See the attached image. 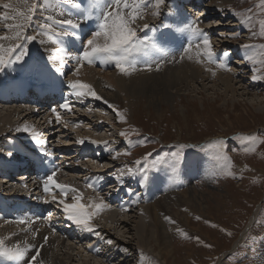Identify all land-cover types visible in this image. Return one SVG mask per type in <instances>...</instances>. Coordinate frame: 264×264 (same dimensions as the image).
<instances>
[{"label":"rangeland","instance_id":"374dc122","mask_svg":"<svg viewBox=\"0 0 264 264\" xmlns=\"http://www.w3.org/2000/svg\"><path fill=\"white\" fill-rule=\"evenodd\" d=\"M9 1L10 0H0V5H3L7 2L9 3ZM23 1V3L26 5L24 4V7L21 6V10L26 11V9L23 8H27L28 4H30L32 0H27V2L26 0ZM10 4L13 5L12 7L18 6V4ZM174 8L187 13V15L182 14V18H193L196 16V14H199V17L201 16L200 14L210 15L204 19L200 17V19L204 21L201 26L204 27V29L213 38L212 43L215 47L216 59L218 61L224 60V57L221 54H223L225 50H230L231 56L227 60V63L232 68L231 73L233 72L237 76L243 74L244 78L247 80L246 83H241V80L244 81V79H241L240 77V81L237 80V82L233 83V90H236V93L227 92V89L222 82H212L209 80H206L207 82H202V80L189 82L188 88L181 90L180 94H177L173 100L166 103L163 102L162 104H153L152 99L147 96L148 91L135 92V90H129L126 95V93H123L122 90L108 89L102 90V92L99 93L97 92L98 89L95 87V85L91 84L90 81H87V79H83V76H81L83 75L81 74L83 71L92 70L99 72L98 74H102V72L105 74L117 73L119 77H121L122 74H120L118 70H116L111 64L101 66L97 63L95 66L85 65L83 68H81L79 79L91 84L100 97L104 98L107 96L108 91H115L118 94L117 96L119 99L111 102L105 98L102 100H96L92 97L77 99L75 96H72V98L75 102L83 103L82 107H95L97 109L95 112L97 113L91 115L105 112V116L101 115L105 118L98 120L101 118V116L90 118L89 115L87 119L85 114H89L90 112L88 111L89 108H87L84 111H72L71 113L67 112L59 124L55 122V118L52 116H49L48 122L45 123L36 117H39L40 114L32 113L36 115L34 116L26 113V110L28 109H31V112L36 109L37 104H29L28 102H25L22 103V106L20 107H16L14 104L11 105V103L14 101L12 99H14L17 95H20V93H17L18 90L11 91L13 90L11 87L15 86L17 89L23 88L22 90H25V84L27 82L30 83V81H33L38 87L34 91L28 90L32 91L30 93L31 97L29 96V100L32 98H38L37 100L39 101L41 99H45L46 97H50V93L53 95L56 92V90L49 88V82L46 80L47 73L49 75L51 74V70L49 68L50 64L46 60L48 53L46 54L45 49L42 50L38 42H33L29 45L31 48L29 49V56L25 59V62L13 64L15 67L11 65L7 67L3 73H0V92L3 94H10H5L8 98L3 99V94L0 93V100H4L3 105H5L2 106V109H0V115L9 116V119L12 122L10 125H6L2 122L0 123L4 132L7 131V135L4 136L5 138L0 141V151L6 152L8 145H19L24 148L29 147V143L32 141V136L29 133L17 131V128H22L25 124L34 126L38 132L42 133L40 139L45 140L46 143L43 145V147L36 143L37 146L34 150L26 151L22 154L35 158L33 166L34 168H38L39 172L42 174H44V166L60 168L59 173L61 175H59L60 178L58 181L60 183L62 182L61 184H67L77 188L78 186L85 187L84 185L86 182L97 183V181L100 179L104 182L109 180L107 179V175L95 171L96 164H102L103 167H110L114 165L110 160H108V157L111 156H105V158L101 157V160L97 156L98 154L101 155L107 153L108 149L114 150L110 151L109 154H111V152L115 153V151L123 153L125 150H129L131 152V155H120V157L113 160L116 165L122 166L119 167L121 171L126 172L127 167H133L136 160L141 159L149 152H152L153 156H155L157 153L163 154L166 152L175 151L176 149L174 146L177 144L199 145V148H186L184 150V163L181 166L180 173L182 172L181 174L183 176L186 175L184 182L187 184L185 187H183V189L180 188L182 191L179 190V182L183 181L182 176L180 179L173 181L168 192H164L158 188L160 186L159 181L156 178H153V176L159 171L152 170L149 173V176L152 178L153 182L152 188L155 189L156 187V191L160 194L159 200L162 199V203H165L166 207L170 204L172 205L169 207H173V213L168 216H170L176 223L171 224L164 219V225L166 228L171 226L175 229H183L185 232H187L190 238H184L176 230L174 235L171 233L168 234L167 237L170 244L168 250L171 249V251L169 252L166 249L162 251L164 260L158 258L159 256L157 255V257L155 253L146 250L145 248L143 249L140 246L139 237L137 236V228L139 229L140 227L138 226V223L141 215L145 221L149 222L150 220L147 211H144L148 206L150 187L148 185L149 182H142V174L136 173L135 175H126V181L128 184L132 185L128 186L124 190V194L120 200L122 201L121 205H123L125 209H129L126 210V218L129 217L128 219L132 221L126 223L127 227H125V229L122 227L118 230V233L116 232L117 234L121 235V237L124 239V242L127 241L130 243H124L125 246L122 248L128 249V251L125 252L128 253V255H134L136 257L134 259L135 264H258V257L261 251H263L264 246V227L253 223L254 225L251 227L248 235L244 238L242 237L245 233V227H248L249 225V218L253 215L254 211L255 213L257 211L260 212L257 220L264 221V144H258L256 146L255 152H245L244 147L242 146L241 142L236 139V137L241 134H257L261 138H264V80H252L251 77L253 75V65L247 61H244L245 50L240 47V45L244 44L256 45V48L248 50V54L252 53L255 55L257 60L264 59L262 50L259 48L260 45H264V38H259L258 36L255 38L252 37L248 28L241 24L237 19V16H234L232 13L234 11L237 14H247V10L251 9V14L253 16L252 24L255 25L252 31L258 32V21L264 19V11H261L259 7V0H228L227 2H224V4L215 3V0H167L165 7L161 10V16L159 18H155L149 14L144 22L148 21L147 23L149 24L151 22L154 23L157 20L160 22H166V20L172 22L174 15L168 17L167 14ZM192 9L198 10L196 14L191 12ZM0 11H4V9L0 7ZM9 14L13 15L15 13L10 10ZM36 15L39 16V12H37ZM59 15L60 13H58V16ZM240 19H243V16H241ZM209 21H221V23H213L210 25L208 23ZM5 23H10V21L0 22V36H9V30L6 31L4 26ZM156 24L157 23H154L152 25ZM83 32L85 33L84 38L86 39V34L89 32V29L85 27ZM237 32L240 33L238 38L228 37L229 33ZM28 34H32L31 29L28 30ZM141 35H143V33H141ZM149 35H151V32H149ZM177 36L179 41L176 43V47L179 51L174 49L175 47H172L173 43L168 45L170 55L167 58V61L163 64L165 65L170 61L172 54H176L174 59L166 64V69L170 68L169 70L179 69L182 65V62L185 60L184 59L180 61L179 59V53L182 50V47L185 45V43H183L185 39L182 37V35L178 34ZM36 44H38V47ZM79 47L80 44L76 43L72 49L73 54H75L76 49ZM38 64H40L47 72L45 78H41L37 75H32L30 78H24V74L26 75L28 73L26 75L28 76L30 74L29 72H31L33 68H37ZM68 66L72 68V66L74 67L75 64L72 65L69 62ZM217 69L212 68V70L215 72V75L220 73V71ZM256 69L257 75H264V66L257 64ZM36 70H39V68ZM221 71H224L222 72L224 77L230 74L229 71L223 69ZM160 72H162V70ZM205 72L206 73L204 75L207 76L209 71ZM209 73L212 74V72ZM68 78L76 79L77 77L71 75L70 72ZM8 79L11 80L9 81ZM35 80L45 83H38ZM104 81L107 83V85L109 84L112 86V88H114L112 80L104 79ZM238 82H240V84ZM42 84H44L46 87L43 88ZM241 85H246L249 88L250 86L251 88L255 86L253 89L259 90V94L249 91L251 88L248 89L246 87L249 91L248 93L242 88L243 86ZM69 91L70 90H63V92L66 93H69ZM26 94L28 95V92H26ZM104 100H107L118 110L123 111L127 118V123L119 122L115 112L103 102ZM10 112H14L16 114L11 117L9 115ZM82 112H85V114ZM46 117L47 116H42L41 119L46 121ZM50 120L52 121L51 124L49 123ZM107 120L110 121L108 122ZM65 122H67V127L64 126ZM13 124L14 128H12ZM122 131L128 133L127 137L120 135ZM99 135L104 140H100ZM79 139H85V143L78 144L76 141ZM216 139L224 140L225 147L223 152L231 160L233 165L232 171L235 173V177L222 176L218 180H213L207 183L197 180V191L205 194V200L201 202V205L198 204V206H202V208L195 207L189 203L190 198L186 195L190 192L189 181L195 179L196 175H198V171L195 168H189L184 164L193 156H201L209 161L207 162L212 166L213 169L215 162L212 160L210 152H204L200 149L209 142ZM90 141H97L99 143L93 144L90 143ZM104 141L109 142L107 148L104 144H102ZM100 143L101 145L99 146L98 144ZM116 145H118V148L114 147ZM49 150L53 152V155H46V158L45 153H47ZM79 152L84 155V158L72 155L73 153ZM4 154L5 153H3V155ZM71 156L74 158L70 160L69 158H71ZM3 157H6V155ZM24 161L25 159L5 160L0 158V171L2 166L7 162L11 166H16L20 163H24ZM54 163L56 165H54ZM104 170H106V168H104ZM163 171L165 174H167L165 175V180L169 181L170 173L168 172H170V170L163 169ZM108 172L112 174L117 173L115 172V168L112 172ZM187 173L190 175H187ZM0 178L1 182L7 181V179L1 175ZM19 178L20 177L17 176L15 180ZM176 178L178 177H175L174 179ZM29 186L30 191L26 194L29 201L26 205V208L29 209V212H33V214L39 212L40 215L38 216L40 217H42L43 213L44 216H46L49 212H51L52 219L49 222H51L52 229L54 228L53 230L56 232V234L53 235L58 234L59 236L61 233V231L58 229V221L64 222L65 230L68 228H73L81 232L79 228L66 219L63 212L58 209L55 204L49 205L41 202L39 203L35 197L43 196L44 193L41 191H35V189L32 187V184ZM169 186L170 185H168V187ZM96 192L97 196L104 197V199L110 198L111 196V201H113L114 195L111 193L110 196H107L109 195L107 188L96 190ZM182 192H185L184 194H186H183L186 201L182 198V196L180 197V193ZM178 194L179 196L177 198L181 203V207L176 205V201L173 197L174 195ZM72 195H74V193L70 192L69 198H71ZM85 195V198H83V201L85 202L83 203L89 204L93 198H91L88 193ZM132 197L133 199H131ZM68 202H71V199H69ZM113 206L117 208L118 204L114 203L110 205V207ZM258 206L261 207L258 208ZM111 215L113 214H110L109 211H104L101 216L97 215L98 217L96 216L97 218H94L92 223L96 226V231L97 223L112 227L113 219ZM197 216L201 217V219L197 220ZM253 216L251 217V221H253ZM1 217L2 215H0V219ZM10 217H8V219L4 218L3 216L2 220H4V222L1 223L0 226H10L11 228H7L9 229V238L10 240H14L16 233L23 234L26 232L24 230V227L26 226L12 222L13 220ZM213 225H215V227H213ZM19 228H21L22 231ZM41 229L44 230V228L40 226L39 230ZM0 230L4 229L0 227ZM97 232L100 233L99 238H102V233L100 231ZM228 232L232 233V235L229 236L227 234ZM60 235H64L63 237H60L63 238L61 240L63 241L61 244H65L63 245V247L66 248L65 252H69L70 256L73 257V259L64 260L63 252H60L61 256L63 257L62 259L65 261L64 264H87L86 260L88 259V256H91L90 253H87V249H89L91 246L90 243L93 242L90 240H75L79 234L74 235V238H70L71 240H66V234H64V231H62ZM197 236L200 238V242H197L194 239V237ZM109 239L113 241L112 244L117 243L115 239L111 237ZM237 241L241 242L239 246L234 249V244ZM65 242L68 243V245H66ZM70 243L73 246H71ZM209 244H211L212 247L209 248L206 246ZM66 246L70 248L68 249ZM74 248H80V250L74 251ZM123 249L121 250L122 252H124ZM82 251L86 257L82 255ZM230 255L234 257L232 260L228 259ZM121 257L123 258V256ZM124 258L127 261L131 257ZM94 262L96 264H100L99 261ZM117 264L127 263H122L119 261Z\"/></svg>","mask_w":264,"mask_h":264},{"label":"snow or ice","instance_id":"6c2138e0","mask_svg":"<svg viewBox=\"0 0 264 264\" xmlns=\"http://www.w3.org/2000/svg\"><path fill=\"white\" fill-rule=\"evenodd\" d=\"M27 2V0H26ZM167 0H32L28 4L27 10L13 8L10 3L0 5L4 11H0V22L13 21V23H5V29L12 32L11 36H0V41L12 40L15 43L9 44L7 47L0 43V73L13 64L23 63L29 56V45L39 41L40 45H51L46 47L48 53L46 60L51 65V70L59 76L65 75V69L69 62L74 61L75 66L71 68V75L76 79L67 80V88L70 90L69 95L75 96L77 99L92 97L96 100H102L93 86L79 79L81 68L87 65L99 64L101 66L113 65L118 72L124 76H130L141 70L152 71L155 68L159 71L162 65L167 61L170 55L168 45L177 41L175 33L187 36V43L182 47L179 53V59L193 60L200 64L216 63L217 67L231 72L232 68L227 63L231 56L230 50L223 52L224 60L216 59L215 47L212 43V36L201 26L204 21L199 16L193 18H181L175 24L161 21L159 24L152 25L145 21L147 15L155 18L161 16V10L165 7ZM259 7L264 11V0H259ZM11 10L14 15H10ZM66 10V11H65ZM223 11V10H221ZM39 12V16L36 13ZM57 12L60 13L57 16ZM252 10L248 9L247 14H237L233 11V15L237 16L239 22L245 25L251 32L252 37L264 38V19L258 21L259 31H252L255 25L252 24ZM173 13L169 11L168 17ZM203 15V14H201ZM243 16V19L240 17ZM210 25L219 24L221 21H209ZM87 27L89 32L86 34L83 29ZM32 30V34H28V30ZM151 32V35H149ZM143 33V35H141ZM223 35V34H221ZM240 33H229V38H238ZM79 43L80 47L73 54L72 49L75 44ZM245 50L244 61L253 65L252 80H264V75H257L256 65L264 66V59L257 60L255 55L248 54V50L256 48V45L244 44L240 45ZM264 55V45H260ZM195 53V56L192 53ZM174 59V57H173ZM143 64V69L140 65ZM47 66V65H46ZM206 71L215 72L212 68H205ZM111 108L119 122L127 123V118L123 111L118 110L107 100L103 101ZM75 107L69 99L65 98L64 103L59 108L69 113ZM51 111L55 114V122L61 123L62 117L53 107ZM126 111V110H124ZM51 124L52 121L50 120ZM67 127V122L64 124ZM17 131L29 133L36 138V143L43 146L46 141L40 139L42 133L38 132L34 126L25 124ZM121 136L127 137L128 133L122 131ZM244 147L245 152H255L258 144H264V138L257 134H241L236 137ZM78 144H84L85 139L76 141ZM96 144L97 141H90ZM107 148L108 141L103 142ZM175 151L163 154L157 153L153 156L152 152L145 154L141 159L134 162L133 167H127L126 172H120L116 177L122 182L124 175L142 174V182L147 183L150 180L149 173L152 170L160 171L162 169L170 170L169 179H174L180 172L184 163V150L186 148H199V145L177 144L174 146ZM225 142L223 139H216L206 144L201 151L210 152L212 160L215 162L214 167L209 175V179L218 180L220 177H235L232 171V163L230 158L224 154L223 149ZM109 151H114L108 149ZM12 155L11 152L8 153ZM46 155L52 156V151H47ZM120 155H131L129 150L123 153L115 151L112 159H117ZM151 158V160H150ZM60 168H53L49 174L39 178V185L44 193L43 196L35 197L41 203L55 204L65 215L66 219L74 224L81 231L88 232L100 236L96 231V226L92 223L94 218L104 209L110 207L103 199L99 202H91L89 204L82 203V193L79 189L67 184H61L57 180V173ZM33 183H36L34 180ZM87 188L97 190L94 183L86 182ZM27 188V184L24 185ZM74 193L69 201V193ZM127 210V209H122ZM51 221L52 213L46 216L22 215L17 217L15 223L25 225V231L31 232L33 238L39 232V229H33L32 225L39 220ZM165 221L175 224L176 222L170 216H164ZM197 220L201 217L197 216ZM257 225L264 227V221H255ZM215 227V225H213ZM176 231L184 238H190L183 229L177 228ZM229 236L232 233H227ZM251 238V237H250ZM8 238H0V260L10 262V264H44L40 259L41 249L48 242V237L43 238V244L39 247L29 244L27 240L16 242L14 244L6 243ZM197 242L200 238L194 237ZM111 245L113 241L108 239L105 241ZM212 247L211 244L206 245ZM34 250V254L29 256V252ZM95 252L99 253L100 248H95ZM127 252L128 249H123ZM234 257L230 255L229 260Z\"/></svg>","mask_w":264,"mask_h":264},{"label":"bare ground","instance_id":"6f19581e","mask_svg":"<svg viewBox=\"0 0 264 264\" xmlns=\"http://www.w3.org/2000/svg\"><path fill=\"white\" fill-rule=\"evenodd\" d=\"M228 0H215V3H223L224 4V2H227ZM24 1L23 0H10L9 1V3H12V4H18V6H14L13 8H16V9H22V7H24V4L25 3H23ZM29 2V1H28ZM8 3V2H7ZM184 4V3H183ZM197 4V3H196ZM26 5V4H25ZM211 5V4H210ZM209 5V6H210ZM13 6V5H12ZM22 6V7H21ZM190 6V5H189ZM23 9H26L27 10V8H23ZM188 9V8H187ZM10 11V10H9ZM22 11H24V10H22ZM197 11V10H196ZM26 12V11H25ZM171 12L173 13V17H174V19H172V22L171 21H169V20H166V23H170V24H175V22L176 21H178V20H180L182 17H181V15L182 14H184V15H187V13L186 12H182V11H180L179 9H172L171 10ZM188 12V11H187ZM191 12L192 13H196V12H193V9L191 10ZM190 12V13H191ZM58 13L59 12H57L56 14H57V16H58ZM14 15V14H13ZM201 15V14H200ZM148 16V15H147ZM208 16H210V15H201L200 17L201 18H207ZM184 18H188V17H184ZM153 19V18H152ZM13 23V21H10V23ZM144 21H142L141 23H143ZM148 22V21H147ZM150 22V21H149ZM152 23V22H151ZM150 23V24H151ZM154 23H160V21L159 20H157L156 22H154ZM154 23H152V24H154ZM204 28V27H203ZM1 30V29H0ZM7 31V30H6ZM176 34V37H177V41L176 42H173V44H172V47H175L174 49H176V50H178L177 49V42L179 41V38H178V34L179 35H182V37H184V39H185V41L183 42V43H187V36L186 35H184V34H180V33H175ZM8 35L9 36H11L12 35V32L9 30V32H8ZM181 37V38H182ZM180 40H183V39H180ZM234 40V39H233ZM15 41H12V40H4V41H0V43H3L4 45H5V47H7L9 44H11V43H14ZM36 42H38L39 43V41H36ZM176 44V45H175ZM38 44H36V46H37ZM39 45H40V43H39ZM214 45V44H213ZM51 45H40V47L42 48V50L43 49H45L46 47H50ZM179 46V45H178ZM181 46V45H180ZM38 47V46H37ZM31 47H29V49H30ZM39 49V48H38ZM179 51V50H178ZM46 52V51H45ZM254 52H256V51H254ZM46 54H47V52H46ZM249 54H252V53H249ZM75 55V54H74ZM176 54H172V56H171V58H170V61H172L173 60V57L175 56ZM192 55L193 56H195V53L193 52L192 53ZM222 55V54H221ZM223 56V55H222ZM169 61V62H170ZM180 61H182V60H180ZM169 62H167V63H169ZM45 63V62H44ZM166 63V64H167ZM190 63V64H189ZM20 64V63H19ZM70 64H72V65H74L75 64V62L74 61H71L70 62ZM166 64L165 65H163L162 67H161V69L159 70V71H156V70H154L155 68H153V70L152 71H148V70H141V71H137V72H135V73H133L132 75H130V76H124V75H122L121 77H119V75L117 74V73H107V74H105V73H103L102 72V74H98L99 72H95V71H92V70H86V71H83L81 74H83V75H81V76H83V79H87V81H90V83L91 84H93V85H95V87L98 89L97 90V92H99V93H101L102 92V90H122L123 91V93H126V95H127V93H128V91L129 90H135V92L136 91H148V97L149 98H151L152 99V103L153 104H162L163 102L164 103H166V102H169V101H171V100H173L174 99V97L175 96H177V94L179 95L180 94V91L181 90H184V89H186V88H188V86H189V82H195V81H199V80H202V82H204V81H219V82H222L223 83V85H225V87H226V89H227V92H232V93H236V90H233L234 89V85H233V83L234 82H237V80H241V79H244V81L243 80H241V83H243V82H247V80L244 78V75L242 74H240L239 76H237V75H235L233 72L231 73L230 72V74H228L226 77H224V75H222V72H224V71H221L220 70V68L219 69H217L218 67H217V64L216 63H211V64H200V63H196L195 62V59H193V60H188V59H185L184 60V62H182V65L180 66V68L179 69H172V70H169L170 68H168V69H166ZM180 64V63H179ZM95 65H97V64H95ZM95 65H93V66H95ZM13 66V65H12ZM34 66H36V65H34ZM191 66H193V67H191ZM13 67H15V66H13ZM73 67V66H72ZM140 67L143 69V64H141L140 65ZM169 67H170V65H169ZM174 67V66H173ZM32 68V67H31ZM37 68H39V67H37ZM36 68V69H37ZM93 68V67H92ZM195 68H197V69H195ZM205 68H213V69H217V70H219L220 71V73L218 74V75H213V74H211V73H209L208 72V74H207V76L206 75H204L206 72V70H205ZM14 69V68H13ZM35 68H33V70L31 71V72H29L30 74L28 75V76H26L25 74H24V78H30L32 75L34 76V75H37V76H40L41 75V77L42 78H45V75H46V72L44 71V70H42L41 68H39V70H36ZM9 70V69H8ZM11 70V69H10ZM27 70H29V69H27ZM50 70H51V65H50ZM85 70V69H84ZM162 70V72H160ZM169 70V71H168ZM49 71V70H48ZM97 71V70H96ZM21 72V71H20ZM160 72V73H159ZM24 73H25V71H24ZM39 73H40V75H39ZM51 73H52V71H51ZM238 73V72H237ZM7 74V73H6ZM53 74H56L55 72H53ZM17 75V74H16ZM8 76H9V74H8ZM87 78H86V77ZM16 77V76H15ZM59 77H61V76H57V78H59ZM101 77V78H100ZM240 77H241V79H240ZM11 78V77H10ZM21 78V77H20ZM57 78H54V76H53V80L54 79H57ZM104 79H110V80H112V83L114 84V88H112V86H110L109 84L107 85V83L104 81ZM9 80V79H8ZM11 80V79H10ZM9 80V81H10ZM12 80H14V79H12ZM25 80V79H24ZM46 80H48V78L46 77ZM103 80V81H102ZM250 80V79H249ZM8 81V82H9ZM19 81V80H18ZM35 81H37L38 83H45V82H39L38 80H35ZM206 81V82H207ZM3 82V81H2ZM109 82V81H108ZM249 82V81H248ZM30 83H31V85H33V86H35V88L34 89H37V87L38 86H36L35 84H34V82L32 81H30ZM239 84H240V82H238ZM4 84V83H3ZM22 85V84H21ZM20 85V86H21ZM19 86V87H20ZM42 86H44V87H46L44 84H42ZM63 86H67V82H64L63 83ZM241 86H243L242 88L244 89V90H246L248 93H249V91H252L253 93L255 92V93H258L259 94V90H257V89H253L255 86H253V88H251V86H250V88H251V90H249L248 91V89H250L249 87H247L246 85L244 86V85H241ZM24 87V86H23ZM29 87H30V85L28 86V89H29ZM248 89H247V88ZM1 88V87H0ZM13 90H11V91H17L18 90V92L17 93H20V95L17 97H15L14 99H12V100H14L12 103H11V105L12 104H14L16 107H20V106H22L21 104L22 103H25L26 101H31V102H33L34 100H36L37 98H32L31 100H29V96L31 95L29 92H28V95L26 94V92H27V88L25 89V90H22L23 88H21V89H17L15 86H13V87H11ZM105 88V89H104ZM257 88V87H256ZM20 90V91H19ZM8 92V91H7ZM44 92V91H43ZM1 94H3L2 92H0ZM35 93V92H34ZM36 93H37V91H36ZM35 93V94H36ZM62 93H63V91H59V92H55L53 95L50 93V97H46L45 99H41V100H39V101H37V102H35V103H37V107L38 108H36L38 111H40L41 109H42V107L43 106H45L46 104H47V107H48V109H47V107H45V108H43V110H41V113L42 112H48L49 111V109H50V107L52 106V105H55V106H53V107H56L57 109H59V105L62 103L61 102V98H60V96H59V94H61V96H62ZM6 93H4L3 94V96H2V98L4 99V98H8V97H6V95H10V94H6ZM43 94V93H42ZM144 94V93H143ZM34 95V94H33ZM44 95V94H43ZM118 94L115 92V91H108V94H107V96H105L104 98L105 99H107V100H110L111 102L112 101H116V100H118L119 98H118V96H117ZM257 95V94H256ZM102 96H103V94H102ZM31 97V96H30ZM22 98H25L24 100L25 101H23L22 100ZM103 98V97H102ZM103 98V99H104ZM9 100H10V98H9ZM17 100H18V102H17ZM4 100H0V109H2V106H5V105H3V102ZM54 102V103H53ZM29 103V102H28ZM49 103H51L50 105H49ZM20 104V105H19ZM30 104V103H29ZM42 105V106H41ZM49 105V106H48ZM39 107H41V108H39ZM31 110V109H30ZM29 109L28 110H26V113H29V115L31 114V115H34V116H36L35 114H32V112L30 111ZM89 111V110H88ZM263 111V110H262ZM49 112H52L51 110L49 111ZM82 113H84L85 114V112H82ZM94 113H97V112H95L94 110H93V112H89V114H85L86 116V118L90 115V118H94V117H100L101 115L102 116H105L106 115V113L105 112H101L100 114H95V115H91V114H94ZM16 113H12V112H10V116L12 117L13 115H15ZM41 115V114H40ZM28 116V115H27ZM101 116V118H99L98 120H101L102 118L104 119L105 117H102ZM37 117V116H36ZM10 117L9 116H1L0 115V123L2 122V123H4V124H6V125H10V123L12 124V122H11V120L9 119ZM32 118H33V116H32ZM39 118V117H38ZM89 118V119H90ZM40 119V121L41 120H43V119H41V117L39 118ZM88 119V118H87ZM107 119V118H106ZM90 120H92V119H90ZM108 122L110 121V120H107ZM29 124H30V122H29ZM33 124V123H32ZM5 125V126H6ZM96 125V124H95ZM12 128H14V124H13V127ZM7 132V131H6ZM6 132H4V130H3V128L1 127V125H0V141H2V139L3 138H5L4 136L5 135H7L6 134ZM56 132V131H55ZM50 134V133H49ZM54 136V135H53ZM99 138H100V140H104L103 138H101L100 137V135H99ZM51 140V139H50ZM109 141V140H108ZM102 144H104V143H102ZM114 144V143H113ZM99 146L101 145V143L100 144H98ZM31 149L32 150H34L35 149V147H36V145H35V143L34 142H32L31 143ZM70 146V145H69ZM91 146V145H90ZM104 146V145H103ZM102 146V147H103ZM43 147V146H42ZM115 148H118V145H116V146H114ZM2 150V149H1ZM116 150V149H115ZM7 151V150H6ZM76 151V150H75ZM0 152H3V151H0ZM43 152V151H42ZM106 152V151H105ZM109 150H108V152L107 153H104V154H101V155H97L98 156V158L100 159L101 157H104L105 158V156H111V157H108L109 159L108 160H110L114 165H112V166H110V167H103L102 166V164H96V163H98V162H96V163H94V164H96V167H95V171H97V172H100V173H102V174H104V175H107V179H109L110 180V183H109V185L108 186H106V188H107V191L109 192V195H107V196H110L111 195V193H112V195H114V198H113V201H111V197L110 198H106V199H104V197H100V196H97L96 194H97V192L96 191H93V189H91V188H87L85 185V187H82V186H78L77 187V189H79V191H80V193H82V196H83V198H85L84 196H86L85 194H87L88 193V195H90L91 196V198H93V199H91V202H99L100 201V199H103L107 204H118V207L117 208H115L114 206L113 207H108V208H106V209H104L103 211H101L98 215H100L101 216V214L104 212V211H109L110 212V214H113V215H111V217H112V219H113V225H112V227H109V226H107V225H105V224H101V223H97V231H100L101 233H102V235H103V237L102 238H100V241H101V243L99 242V241H97V240H95V239H92V236H85L84 234H79V236L75 239V240H90V241H92V242H94V245L93 246H103V248H104V250H103V252L102 253H99V254H97V255H93V254H90L91 256H88V259L86 260V262H87V264H94L95 262L94 261H99L100 262V264H117V263H119V261L120 262H122V263H127V264H135L134 263V259L136 258L134 255H128V253H125V251L124 252H122L121 250L123 249L122 247L123 246H125L124 245V243H126V242H124V239L121 237V235H119V234H117L118 233V230L119 229H121L122 227H123V229H125V227H127V224L126 223H129V222H132L130 219H128V218H126L127 216H126V211L125 210H122V209H125L124 208V206L123 205H121V202L122 201H120L121 199H122V195L124 194V190L128 187V186H131L132 184H128V182L126 181L127 180V178L124 180V184H123V187H115V186H112L111 184H112V182L113 181H117V179H116V174H112V173H109L108 171H113L114 170V167H115V172H117V174L118 173H120V172H122L120 169H119V167H122L121 165H116L115 163H114V161H113V159H112V155H114L115 153H112L111 152V154H109ZM3 153H5V152H3ZM56 153V152H55ZM84 153V152H83ZM4 155H6L7 156V154L5 153ZM3 154H1L0 156L1 157H3L4 156ZM73 156L74 155H76V154H72ZM73 156H71V158H69L70 160L71 159H73L74 157ZM79 156V154H77L76 155V157H78ZM29 157V156H28ZM46 157V156H45ZM120 157V156H119ZM47 158V157H46ZM65 158V157H64ZM67 158V157H66ZM126 158V157H125ZM95 159H96V157H95ZM50 160V159H49ZM53 160V159H52ZM61 160H66V159H61ZM101 160V159H100ZM208 160H206L205 158H203V157H201V156H193V157H191L184 165H186V166H188L189 168L191 167V168H195L197 171H198V175H196V177H195V179H192V180H190L189 181V193L186 195V194H184L185 192H182V193H180V197L182 196V198L186 201V199H185V197H184V195H186V196H188L189 198H190V204L191 205H193V206H195V207H200V206H198V204L199 205H201V202H203L204 200H205V198H204V196H205V194H202V193H200V192H198L197 191V184H196V181L198 180V181H204V182H210V181H213L212 179H209V175H210V173H211V171H212V166L207 162ZM20 162V161H19ZM61 162V161H60ZM57 163V162H56ZM27 165H29V164H27ZM26 165V166H27ZM51 165H53V164H51ZM54 165H56L55 163H54ZM45 167V166H44ZM94 167V166H93ZM199 167H200V169H199ZM62 168V167H61ZM104 168H106V170H104ZM29 170H30V168H28ZM94 169V168H93ZM100 169V170H99ZM52 169H50V171H51ZM168 172V171H167ZM168 173H170V172H168ZM182 173V172H181ZM180 172H179V174L176 176V177H178V178H176V179H173V180H170L169 179V181H166L165 180V175H167V174H165L164 173V171H163V169L162 170H160L157 174H155L154 176H153V178H156L158 181H159V183H160V186L158 187L160 190H162V191H164V192H168V190L170 189V187L172 186V183H173V181L174 180H178V179H180L181 178V176H182V179H183V181H181V182H179L180 183V187H179V190H180V188H182L183 189V187H185V185L187 184V183H185L184 182V180H185V176L186 175H182ZM59 175H61L60 173H57V179H59L60 178V176ZM187 175H190L189 173H187ZM21 176H23V175H21V173H18V177H21ZM132 177V176H131ZM31 178H33V180L31 181V182H33L34 180L36 181V184H39V176H37V173H33V175L31 176ZM30 179V177H28V178H26V181H24V182H22L21 183V186H20V190H22V191H25L27 188H25L24 187V185L25 184H28V180ZM66 180V179H65ZM0 181H1V178H0ZM62 183V182H61ZM69 183V182H68ZM94 184L97 186V183H95L94 182ZM152 184H153V182H152V178L150 177V180H149V183H148V185H149V187H150V193H149V200H148V206H147V208H146V210H144V211H147V213H148V216H149V218H150V220H149V222L148 221H145V219L142 217V215H141V217H140V219H139V223H138V226H140L139 227V229L137 228V236L139 237V243H140V246L144 249H146V250H149V251H151V252H153V253H155L156 254V256L158 257V258H161V259H163V253H162V251L163 250H168L169 249V247H170V244H169V241H168V234H172V235H174V232H175V228L174 227H169V228H166V226L164 225V216H168V215H170L171 213H173V207L171 208V207H169L170 205H172V204H170V205H168L167 207H166V205H165V203H162L163 201H162V199L161 200H159V192H157L156 191V187H155V189H153L152 188ZM119 185H120V183H119ZM168 185H170L169 187H168ZM3 186V187H2ZM16 185L15 184H12V183H7V181H3V182H1L0 183V190H1V187L4 189V192H7V194L6 195H4L3 194V192L2 191H0V215H2V217H1V219H0V224L1 223H3L4 222V220H2L3 219V216H4V218H8V217H13V218H16V217H19L20 215H22V214H19L18 213V215H12L11 213H10V211L12 210V208L9 206V204H8V202H7V200L9 199V200H12V201H14L15 199H21L22 198V196H18V194H17V191H16V187H15ZM6 187H8V188H6ZM11 188H13V191H11ZM39 189L40 190H42L41 189V187H40V185H39ZM35 190H38V189H35ZM110 191H111V193H110ZM180 191H182V190H180ZM101 194V193H100ZM184 194V195H183ZM169 195V194H168ZM179 196V194L178 195H174L173 197H174V200L176 201V205L177 206H179V207H181V203H180V201H179V199L177 198ZM169 198V197H168ZM167 198V199H168ZM69 199H71V198H69ZM135 199V198H134ZM26 200V199H25ZM166 200V199H165ZM124 201V200H123ZM82 203L83 202H85V201H83V199H82V201H81ZM90 202V203H91ZM125 202V201H124ZM39 203H40V201H39ZM38 204V203H37ZM174 204V203H173ZM43 205V204H42ZM50 205V204H49ZM184 205V204H183ZM47 206V205H46ZM117 206V205H116ZM126 206H127V204H126ZM184 207V206H183ZM259 207H261V206H258V208ZM26 208V207H25ZM200 208H202V206L200 207ZM37 209H38V207H37ZM128 209V208H127ZM181 209V208H180ZM205 209V208H204ZM129 210V209H128ZM257 210V209H256ZM178 211V210H177ZM201 211V210H200ZM139 212H140V210H139ZM143 212V211H142ZM259 214H260V212L259 211H257L256 213H255V211H254V213H253V221H251V217L249 218V221H248V227H245V229H244V232L246 233H244V236L242 237V238H244L245 236H247L248 235V233H249V231H250V229H251V227L254 225H251L253 222L255 223V221H257V218H258V216H259ZM23 215H29V212H26L25 214H23ZM40 215V214H39ZM144 215H146V214H144ZM98 217V216H97ZM96 217V218H97ZM175 217V216H174ZM95 218V219H96ZM100 218V217H99ZM105 219V218H104ZM190 220V219H189ZM99 221H101V220H99ZM98 221V222H99ZM103 222V221H102ZM106 222H107V220H106ZM108 222H110V221H108ZM6 223V222H5ZM51 223V222H50ZM50 223L48 222V221H44V227L41 225V223L40 222H36L35 224H33V226H32V228L33 229H39V227L41 226L42 228H44V230H39V232H38V234L36 235V237L35 238H33L32 237V235H31V232H25V233H23V234H21V233H16L15 234V238H14V240H10V238H9V234H8V230L9 229H7V228H9L10 226H0L2 229H4V230H0V238H8L7 240H6V243H8V244H14V243H16V242H18V241H20V242H23V241H25V240H27L28 242H29V244H31V245H34V246H36V247H39L41 244H43V238L45 237V236H47L48 237V242H47V244H45L44 246H43V248L41 249V256H40V259H42L43 261H44V264H64V260L65 259H73V257L72 256H70V254H69V252L67 253V252H65V250H66V248H64L63 247V245H65V244H61L63 241H61L62 240V237H60V236H58V235H53L50 231H51V225H50ZM55 223V222H54ZM53 223V224H54ZM61 223H63V222H61ZM60 223V224H61ZM112 223V222H111ZM137 223V222H136ZM11 224V223H10ZM14 224V223H13ZM12 225V224H11ZM114 226V227H113ZM247 226V225H246ZM15 227H17V226H15ZM101 227V228H100ZM11 228V227H10ZM25 228V227H24ZM17 229V228H16ZM19 229H21V228H19ZM54 229V228H53ZM57 229V228H56ZM122 229V230H123ZM14 230V229H13ZM21 231H22V229H21ZM55 231V230H54ZM117 232V233H116ZM62 233V232H61ZM60 233V234H61ZM59 234V235H60ZM76 235V234H75ZM243 235V234H242ZM64 236V235H63ZM54 237V238H53ZM113 238V239H115V241L117 242V243H115V244H111V245H109V244H107L105 241L106 240H108L109 238ZM87 238H89V239H87ZM58 239V240H57ZM68 239V237H66V240ZM70 239V238H69ZM71 240V239H70ZM242 240V239H241ZM76 241V242H77ZM83 241V242H84ZM87 242V241H86ZM240 242L241 241H237L235 244H234V246H235V248L234 249H236L238 246H239V244H240ZM66 243V242H65ZM78 243V242H77ZM127 243H129V242H127ZM71 244V243H70ZM130 244V243H129ZM66 245H68V243H66ZM79 245V244H78ZM262 245V244H261ZM263 245H264V243H263ZM71 246H73L72 244H71ZM75 246V245H74ZM83 246V245H82ZM93 246H90L89 247V249H87V253H91L92 252V250H94L95 248L93 247ZM66 247H68V246H66ZM75 247H77V246H75ZM81 247V246H80ZM70 247H68V249H69ZM82 248V247H81ZM122 248V249H121ZM74 251L75 250H80V248L79 249H76V248H74L73 249ZM82 250V249H81ZM59 251V252H58ZM159 251V252H158ZM169 252L171 251V249L170 250H168ZM63 252V255H64V260L62 259L63 257L61 256V253ZM84 252H85V250H84ZM59 253H60V255H59ZM103 253H108L107 255H111V257L112 258H114V260H112V259H110V260H106V259H104L103 257H104V255H103ZM110 253V254H109ZM160 253V254H159ZM32 254H34V250L33 251H30L29 252V256H31ZM85 254H86V252H85ZM84 253H83V251H82V255L84 256L85 255ZM121 256H123V258L121 257ZM84 257H86V256H84ZM91 259H90V258ZM124 257H131L130 259H128L127 261H126V259L124 258ZM86 259V258H85ZM164 260V259H163ZM162 260V261H163ZM85 262V261H84ZM166 262V261H165ZM0 264H10V262H5V261H2V260H0ZM96 264V263H95ZM258 264H264V246H263V251H261V253H260V255H259V257H258Z\"/></svg>","mask_w":264,"mask_h":264},{"label":"water","instance_id":"95a60500","mask_svg":"<svg viewBox=\"0 0 264 264\" xmlns=\"http://www.w3.org/2000/svg\"><path fill=\"white\" fill-rule=\"evenodd\" d=\"M254 223V222H253ZM253 223L251 225H253Z\"/></svg>","mask_w":264,"mask_h":264}]
</instances>
